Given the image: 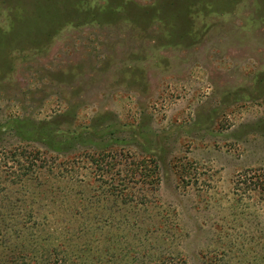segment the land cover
I'll return each mask as SVG.
<instances>
[{"label": "rangeland", "instance_id": "rangeland-1", "mask_svg": "<svg viewBox=\"0 0 264 264\" xmlns=\"http://www.w3.org/2000/svg\"><path fill=\"white\" fill-rule=\"evenodd\" d=\"M119 1L131 14L110 25L96 15L0 47V211L15 213L0 237L45 250L35 264H264V1ZM141 162L143 176L122 172Z\"/></svg>", "mask_w": 264, "mask_h": 264}, {"label": "trees", "instance_id": "trees-1", "mask_svg": "<svg viewBox=\"0 0 264 264\" xmlns=\"http://www.w3.org/2000/svg\"><path fill=\"white\" fill-rule=\"evenodd\" d=\"M42 3H38L36 0H30L29 1V6H32L33 10L32 13H25L22 7H25L23 4H26L24 1L21 3H15L12 4L10 0H2L0 2V17L2 22L4 20L8 21V23H5L3 26V29L6 31V33L0 32V47H8V46H13V44H20L22 39H26L28 36L31 35H37V39L35 40H40L41 42H47L52 35H54L58 29L61 27H65L67 24L72 23V24H77V23H82V22H93L95 23L96 19L95 16L97 15L100 19L106 20L104 24L110 25V21L114 20L115 18H119L121 15H130L131 13L127 9L130 4L128 3H122L119 4L121 1L119 0H105V2L101 5V7H94L93 9H90L88 7L89 4H92L91 2H87L86 6L84 8H79V6L76 4L78 0H63L60 3L56 2L55 0H41ZM88 1V0H87ZM117 1V5H115V2ZM184 2H189L187 4L191 5V2L188 0H183ZM264 1V0H263ZM227 3H233L232 0H228ZM257 3V1H256ZM235 4V3H234ZM231 5V6H234ZM232 9V7H231ZM161 11H164L163 17L167 16V13L173 14L172 18L180 17L181 15H186L187 8L184 6L180 7L178 9L179 12L171 13L169 11H166L165 9H162ZM264 11V5L262 6L261 11H257L258 14H261ZM103 12V13H102ZM4 13L7 15L5 16ZM102 13V14H100ZM257 14V15H258ZM2 15V16H1ZM94 15V17H93ZM188 16V13H187ZM264 16V15H262ZM168 19H171L167 17ZM88 20V21H87ZM128 23L127 25L129 26L130 30H134L132 27L135 26V20L131 18V16L128 17ZM149 24V22H148ZM147 24V25H148ZM2 30L1 26V21H0V31ZM12 39V40H11ZM10 42V43H9ZM10 49V48H8ZM72 106H70V109H67L65 113L62 115H59L58 117H70L72 114ZM63 124V123H62ZM43 128H40L39 132H34V134L39 137L38 139L41 138ZM78 133V132H77ZM74 131H67V130H60V129H54L51 131H47V137L50 139H62L65 140L66 142L74 141L76 138L77 134ZM16 152V150H14ZM107 151H101L98 153V156H108ZM21 159H13L14 163L17 165H14L15 168H18V170H22L24 172L23 175H16L17 177H30V172H32L34 168L35 162L38 161L41 156H37V152L31 151L29 153L21 152ZM94 164L98 163L96 160L97 159H91ZM40 165H38L36 168L38 170H41L42 168L45 169L46 166V161L41 159L39 161ZM99 166V165H98ZM125 169L122 172H125L126 177H130L132 173L136 171L138 175H144V170L146 167L141 163H127L125 164ZM67 165H64L63 162L61 165H57V169L59 170L60 174L59 177L64 178L68 182H70L71 179L67 178V175H63L65 172H67L68 169ZM121 172V171H120ZM26 174V175H25ZM98 177L102 178V175H98ZM22 179V178H21ZM111 180V179H110ZM112 183H109L108 185L111 186ZM120 195L118 196H113L114 198H119L123 204L128 203L129 201L135 200L137 203H141L143 198L142 195L137 194L135 195L134 193H127L125 191H122L119 193ZM67 211H65L66 213ZM10 214L9 216L15 217V213H10L7 211H0V233H6V220H8V217H6V214ZM30 213V212H29ZM28 213V214H29ZM23 214V213H22ZM31 217L37 215L35 213L29 214ZM60 215H63L61 219L67 220L65 215L63 213H60ZM19 217L21 223H26L27 219L22 218L21 216H16V218ZM67 217L70 219L71 217V212L67 213ZM10 218V217H9ZM26 218H28L26 216ZM25 225V224H24ZM74 228V227H73ZM73 228H70L73 229ZM28 229L26 228L24 230V236L26 237ZM66 236H72V233L69 234V232H64ZM83 234L79 235L82 236ZM7 236V235H6ZM6 236H1L0 237V264H35L37 260L42 261V257L44 254L47 252L45 250H40L38 251L36 247H31L28 244V241L25 240V238H21L20 242L15 243L10 240V243L8 244V240L10 237L6 238ZM6 238V239H5ZM82 238H87L85 236L80 237ZM72 241V240H68ZM87 242V241H86ZM111 242V241H110ZM109 242V243H110ZM90 244V243H89ZM111 244V243H110ZM114 245V244H113ZM77 252L78 249L76 250ZM96 251V250H95ZM105 254H111L114 258L110 257L111 262L117 263L115 261V257L118 258H123L124 256L114 253V251H104ZM116 254V255H115ZM91 255V252H90ZM90 257V256H89ZM88 257V258H89ZM86 259L82 257L81 264H97V263H92L90 259ZM165 261V260H163ZM158 262L159 264H164V262ZM44 262V261H43ZM126 262V259L124 260ZM170 262H173L170 261ZM171 264V263H170Z\"/></svg>", "mask_w": 264, "mask_h": 264}]
</instances>
